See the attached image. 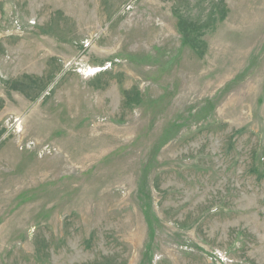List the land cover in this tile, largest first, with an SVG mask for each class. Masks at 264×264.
<instances>
[{
	"label": "rangeland",
	"instance_id": "1",
	"mask_svg": "<svg viewBox=\"0 0 264 264\" xmlns=\"http://www.w3.org/2000/svg\"><path fill=\"white\" fill-rule=\"evenodd\" d=\"M0 264H264V0H0Z\"/></svg>",
	"mask_w": 264,
	"mask_h": 264
}]
</instances>
